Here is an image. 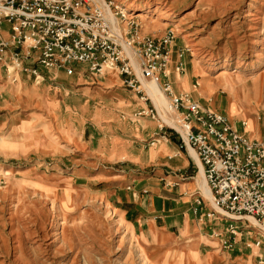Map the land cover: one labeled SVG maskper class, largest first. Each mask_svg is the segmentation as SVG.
I'll list each match as a JSON object with an SVG mask.
<instances>
[{"label": "rangeland", "instance_id": "rangeland-1", "mask_svg": "<svg viewBox=\"0 0 264 264\" xmlns=\"http://www.w3.org/2000/svg\"><path fill=\"white\" fill-rule=\"evenodd\" d=\"M112 1L142 34L172 29L171 65L183 48L181 75L203 74L217 84V105L230 101L231 111L264 124V0ZM6 71L0 65V264H264V226L234 220L231 239V221L207 218L208 204L196 201L200 172L196 189L179 191L191 179L165 150L162 131L178 149L179 139L168 126L159 131L150 94L143 100L120 78L108 82L115 75L98 78L85 67L20 71L16 80ZM163 77L156 87L173 119ZM188 168L198 177L192 161Z\"/></svg>", "mask_w": 264, "mask_h": 264}, {"label": "built area", "instance_id": "built-area-1", "mask_svg": "<svg viewBox=\"0 0 264 264\" xmlns=\"http://www.w3.org/2000/svg\"><path fill=\"white\" fill-rule=\"evenodd\" d=\"M128 14L112 0H0V62L14 80L20 71L40 77L42 67L68 74L85 67L98 78L116 73L147 100L144 80L166 76L175 35L170 28L159 35L142 34L139 22ZM176 69H183L182 60ZM163 88L175 117L173 125L161 119L158 127L173 129L179 148L192 150L202 167L212 198L206 217L229 219L231 239L237 234L234 220L250 217L264 226V139L247 137L227 115L186 93L172 94L169 81L163 80ZM142 112L157 113L153 108ZM231 239L222 246L232 247Z\"/></svg>", "mask_w": 264, "mask_h": 264}, {"label": "crops", "instance_id": "crops-1", "mask_svg": "<svg viewBox=\"0 0 264 264\" xmlns=\"http://www.w3.org/2000/svg\"><path fill=\"white\" fill-rule=\"evenodd\" d=\"M180 49L181 48H179V50ZM173 55H174V50L172 49V58H173ZM179 59H181V57H180L179 52H178L177 53V59L174 61L175 63L173 65H171L172 64V62H171L172 59H171L169 66L166 70V76L163 77V80H167L170 82L172 94L179 95V94L186 93L191 99L197 100L201 104H203L209 108H212L214 110L220 111V112L224 113L225 115H227L228 120H229L230 124L232 125V127L235 128L237 131L245 134L247 137L253 138V139H264V124L258 120V117L256 119L253 112H251V114H248V115L246 114V112L245 113L244 112H233V111H231V108H230V101L227 104L226 108H221L220 105H217L216 101H215V98L217 96H216V93L214 90H216L217 84L214 82L207 81L206 80L207 78L204 79L203 74L201 76V79H203V80H201V81L200 80H196V81L193 80V74H194L193 72L189 73V72L185 71L181 75L180 72H182V70L184 69V66H183V69L181 71H178L176 69V64H177V61ZM182 62H184V61L182 60ZM0 65L3 66L2 62H0ZM5 70H6V67H5ZM6 73H7V71H6ZM107 75H115V77H113L112 79H108V82H111V81L117 82L118 81L119 76L116 73H109ZM107 75L105 77H107ZM161 76H164V75L161 74ZM168 96H169V94H168ZM244 117H245V120H244ZM248 119L251 120V123L249 125L246 124ZM241 122L243 124L244 123L245 124L242 125ZM158 129H159V131L163 130V129H160L159 127H158ZM174 135L178 140L177 134L175 132H174ZM160 137H161V140L163 141V143L165 145H167V147L165 146V150L170 151V152L173 150L174 151L173 155L179 156V159L182 162V169L180 170V176L182 177V179H184L183 175L185 176V178L191 179V181L188 180L187 182H182V184H184V185L181 188H178L179 191L186 192L187 190L196 189L198 186V183H197L198 179L200 178V175H199L200 169L197 167V165L199 163L197 162L196 157L194 156L195 157L194 158L190 152L192 150H190L188 148H186V149L183 148L181 150L182 151L181 152L180 149L174 147L176 145V140L175 139L172 140L174 137L170 136L169 133H165V131H162V135H160ZM172 142H175V144ZM178 142H179V140H178ZM169 146H171V147H169ZM162 148H164V147H162ZM168 157L171 158L172 156L168 155ZM190 161H192L195 164V168H197V170H198V177H196L193 174L189 175V168L188 167H189ZM173 180H174V182H172L173 185H176L175 183L177 182V180H175V179H173ZM166 182H168V181L166 180ZM165 189L167 191H170V189L167 187H165ZM134 194H136V193H134ZM155 195H157V194H155ZM201 195H204V194L202 192H200V195L196 196L197 198L195 197L196 201L200 200V203H199L200 205H202L203 202L207 203L208 207H209L208 210H212V207H211V204H210L208 198L205 196H204V198H202V197L200 198ZM152 208H153L152 209V211H153L154 207L152 206ZM156 221H157V215L151 219V225L153 226L156 223ZM162 234H164V233H162ZM168 237H170L169 234H168ZM199 237H201V236H197L196 240H199L200 239ZM199 241H201V240H199ZM206 257H210V256L208 255ZM197 260H198L197 262L200 264H207V261H208V259L207 260H205V259L201 260L198 257H197Z\"/></svg>", "mask_w": 264, "mask_h": 264}, {"label": "bare ground", "instance_id": "bare-ground-1", "mask_svg": "<svg viewBox=\"0 0 264 264\" xmlns=\"http://www.w3.org/2000/svg\"><path fill=\"white\" fill-rule=\"evenodd\" d=\"M108 10L110 13H112V10L113 8L110 6L108 7ZM115 19V18H114ZM263 59V58H262ZM147 82L149 83H154L153 86H150V84H148ZM160 87V84H159V79H155V80H144V87H146V89L149 90V93L150 96L152 97L153 101L155 102L156 104V107L157 109L159 110V112L161 113V116L163 118V120L165 122H167L168 124L170 125H173V119L172 117H167L163 112H162V103L164 100H166V97L164 94V92L160 89V88H157L156 86ZM168 100V99H167ZM169 111L171 112V109L170 107L168 108ZM165 112V111H164ZM167 114V113H166ZM247 124V123H246ZM191 154L193 155V157L195 156L194 153L192 151H190ZM195 158V157H194ZM199 163V162H198ZM200 165V164H199ZM200 170L199 171L203 177L202 181H201V185H202V188H203V194L205 197H207L209 200H211V194H210V191H209V188H208V185L206 183V180L204 179V174H203V171H202V168L200 167ZM250 217H248L249 219ZM250 222H252L253 224L257 225L256 221L252 218L249 219Z\"/></svg>", "mask_w": 264, "mask_h": 264}]
</instances>
